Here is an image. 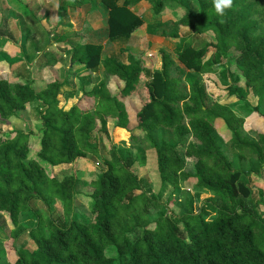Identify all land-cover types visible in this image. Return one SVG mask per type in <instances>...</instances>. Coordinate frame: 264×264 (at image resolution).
I'll return each instance as SVG.
<instances>
[{
	"label": "trees",
	"instance_id": "16d2710c",
	"mask_svg": "<svg viewBox=\"0 0 264 264\" xmlns=\"http://www.w3.org/2000/svg\"><path fill=\"white\" fill-rule=\"evenodd\" d=\"M70 1L80 3L58 0L59 14ZM101 1L108 10V38H129L141 23L130 6L141 0ZM145 1L156 14L174 15L164 35L178 39L176 58L160 49L158 68L144 65L130 50L127 63L102 57L100 45L76 31L69 62L89 69L101 65L115 88L103 79L87 90L82 78L77 90L82 94L65 110L58 96L74 88L64 79L54 77L36 88L34 81L0 78V122L27 120V105L34 100L44 108L34 151L33 130L0 133V218L4 215L13 226V243L26 231L33 244L14 246L12 264H264V211L258 208L264 207V189H258L250 209L245 198L252 197L251 182L242 179L244 171L233 166L214 134L216 120L224 122L230 153L264 164V133L245 135L243 118L230 107L238 102L253 113L264 104V0H198V13L180 0ZM195 35L208 40L196 47ZM82 96L89 100L85 107ZM108 128L124 129L133 145L138 133L149 140L157 196L144 190L133 169L136 160L144 165V150L133 155L112 144L103 168L93 164L94 173H75L77 161L89 153L100 155L98 137ZM158 128L171 130L174 142L161 138L158 144ZM178 145L194 160L192 171L185 170ZM182 179L209 195L197 210L188 195L187 210L177 214L160 198L178 189ZM76 191L89 198L90 213L81 218L74 216ZM33 198L48 211L60 201L63 215L34 211L35 223L24 226L19 215L32 213ZM151 208L158 209L153 218ZM109 246L115 257L105 255ZM7 252L0 241V260Z\"/></svg>",
	"mask_w": 264,
	"mask_h": 264
},
{
	"label": "rangeland",
	"instance_id": "374dc122",
	"mask_svg": "<svg viewBox=\"0 0 264 264\" xmlns=\"http://www.w3.org/2000/svg\"><path fill=\"white\" fill-rule=\"evenodd\" d=\"M57 1L26 0L24 3V0L19 2L17 0H0V78L8 81H28L31 83L34 81L36 88L43 87L47 81L52 80L54 77H58L60 80L64 79L74 88V91H67L58 96L59 106L67 110L82 94L81 92L77 93L83 83L82 78L87 80V90L103 79L106 80L108 88H115V85L109 82L111 79L103 73L101 65L89 69L82 64H71L69 62V55L75 42L73 36L76 31H83L87 42L100 45L102 57L113 56L127 63V53L130 50L134 52L135 57L140 58L144 65L155 68H158L161 64L159 50L162 48L172 52L173 57L176 58L175 47L178 39L164 35V32L170 30L174 15L172 13L164 15L154 13L151 4L147 1L130 6V9L138 16L141 23L129 38L118 40L108 38V10L101 0H79V4L70 1L66 4L65 11L60 14ZM180 1L192 12L198 13V0ZM207 40L208 36L206 35H195L192 41L193 45L199 47ZM66 88H69V86H66ZM220 100L222 99L220 98ZM79 101H81L83 107L89 104V100L85 96H82ZM230 105L232 110L243 118L242 130L245 135L252 136L256 132L264 133V104L261 105L259 112L253 113L247 112L245 106L241 103L234 102ZM43 109L41 103L34 100L27 105L25 112L27 120L12 118L8 121H1L0 133L4 134L12 129L25 132L29 129L33 130L30 141L32 151H34L39 146L41 137L42 124L39 119ZM107 123L109 127V120ZM214 134L233 166L244 171L242 179L251 182L252 197L245 198V201L252 209L256 199L259 198L258 189H264V164H258L250 158L239 159L236 155L230 153L227 146L230 132L224 122L216 120ZM138 135V142L133 145L130 143L129 134L124 129L108 128V134L101 133L98 137L97 143L100 155L89 153L86 160L77 161L74 167L75 173L80 176L86 172L94 173L93 164L103 168V159L110 156L112 144L116 147L129 149L133 155L139 153L140 150H144L146 157L144 165L136 160L133 169L141 179L144 190L150 196H157L158 182L155 180V166L150 162L153 149H150L149 140L146 137L141 133H138ZM154 137L158 144H160L161 138L174 142V136L169 129L158 128L154 133ZM177 150L185 160V170L192 171L194 160L184 156L183 145H178ZM35 155L36 153L33 152L32 157H35ZM121 155L124 157L125 151L121 152ZM151 164L152 166H150ZM44 167L47 169L45 165ZM257 175L261 177H257ZM135 193H139V191L136 190ZM171 193L172 198L169 200L168 197ZM188 195L193 196V209L197 210L203 199L208 197L209 194L203 191L198 192L193 184L187 185V181L182 179L178 189L174 191L168 189L160 200L168 210L179 214L187 210L186 197H189ZM29 206L32 213L22 212L19 215V222L24 226H31L35 223L34 211H38L42 215L49 212L53 216H62L64 213L60 201H56L50 211L41 199H31ZM73 206L76 218L87 216L90 213L89 198L80 191H76L74 195ZM259 206L258 208L263 212L264 207ZM149 211V215L153 218L154 215L156 216L155 212L158 209L151 208ZM1 216L0 241L3 242L4 252L5 250L8 252L0 260V264H12L15 258L14 246L15 248H33V244L26 231H22L13 243L10 238L13 226L4 215ZM211 216L212 214L207 218ZM105 255L115 257V248L112 246L107 247Z\"/></svg>",
	"mask_w": 264,
	"mask_h": 264
},
{
	"label": "crops",
	"instance_id": "0c3cea01",
	"mask_svg": "<svg viewBox=\"0 0 264 264\" xmlns=\"http://www.w3.org/2000/svg\"><path fill=\"white\" fill-rule=\"evenodd\" d=\"M142 2H145V0H141V1H139L138 3H142ZM148 2V1H147ZM137 4V3H136ZM159 67V66H158Z\"/></svg>",
	"mask_w": 264,
	"mask_h": 264
}]
</instances>
